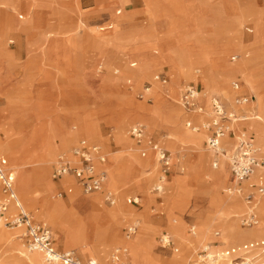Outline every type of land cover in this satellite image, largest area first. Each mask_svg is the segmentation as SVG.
<instances>
[{"label":"rangeland","instance_id":"rangeland-1","mask_svg":"<svg viewBox=\"0 0 264 264\" xmlns=\"http://www.w3.org/2000/svg\"><path fill=\"white\" fill-rule=\"evenodd\" d=\"M20 2L24 3L26 0ZM59 2L54 8L42 11L44 17L38 30L32 27L36 13L33 9L27 8V12L7 5V13L0 22V114L7 111L0 118V152L2 153V144L9 143L17 156V160H8L16 173V191L25 209L37 223L46 225L51 230L58 251L72 252L83 264L90 262L87 250L80 247L84 245V235L77 236L78 246L75 248L74 242L69 240L72 235L69 222L60 228L49 218H40L42 207L32 206L23 199L21 191L19 168L23 164L31 168L38 165V161H32L37 156L33 157L28 153L39 154L44 139L49 137L51 123L65 122L66 132L80 137L71 148H66L60 137H53L54 154L45 164L47 182L52 184L49 201L67 202L70 195L77 193L79 200L73 207L71 204L69 206L78 218L86 220L92 212L89 207L90 197L100 194L102 209L107 214L113 212L120 202L128 214L124 219L121 217L123 220L117 225V244L100 264H113L114 252L117 249H128L127 244L135 242L139 237L141 244L138 250L133 254L130 251L125 253L124 264H196L198 251L206 245L213 254L224 253L228 262L221 264H229L241 255L242 247L251 242L236 244L229 238L223 239L224 229L235 223L239 233L259 230L262 227L259 208V224L254 228H244L240 223V217L246 210L243 198L244 208L237 209L231 204L229 212L234 213L230 215L220 205H212L211 196L206 192H215L211 188L215 185V175L223 165L219 160V167L214 168L216 159L207 149V133L202 129L193 132L187 127L188 122L201 127L210 120L211 101L209 110L199 103L200 108L203 107L201 113L186 112L179 103L189 84L199 86L202 91L199 94L201 99L209 101L212 94H218L214 98L221 99L227 112L231 113L243 106L236 104L237 95L249 94L255 97V101L256 96L264 93V59L255 70L256 91L248 86L241 75L224 77L227 67L241 64L245 57L246 60L253 59L252 47H255L254 51L257 53L263 52L264 58V32L258 35L260 39H255L257 25L261 28L264 25V0ZM137 5L140 6L136 7ZM190 5H197L199 12L190 13ZM20 15L24 18L20 19ZM232 16L239 17V20L231 19ZM229 35L232 37L225 38ZM239 38L245 42L243 51H237L233 47L228 53L225 52L226 62L223 60L224 53L218 59L216 53L224 51L227 43H238ZM114 42H120L115 44L121 46L120 53L115 46H109V43ZM200 42L203 45H199ZM192 44L199 46L188 49ZM185 47L187 49L184 54L196 53L195 56L198 55L203 63L204 54L210 53L215 65L201 64L197 68L202 72L193 70L187 76V70H183L185 66L179 64L182 68L176 67V70L183 76L179 77L176 90L173 87L176 70L171 65H163L145 78L152 62H165L163 57L173 61L177 58V50ZM242 52L247 55H240ZM235 56H239V59L232 61ZM134 62H137V66L132 67ZM188 64L189 62L186 67ZM157 74L168 76V84L164 86L155 82ZM210 76L218 81L217 88L212 87ZM236 81L241 85L238 92L232 87ZM155 85L164 92L159 97L155 94ZM148 89L150 91L146 93L145 90ZM86 92L95 95L85 94ZM67 109H74V116H70ZM236 115L251 117L253 112L243 108ZM256 115L238 124L249 128L257 145L264 152V144L253 134L261 125ZM84 119L91 129H95V137L91 139L85 136ZM136 125H143L146 130L142 144H137L129 135L130 129ZM199 134L204 136L202 147L192 139ZM82 138L101 145L108 156L110 180L105 192L115 195L114 204L107 201L105 192L87 194L76 185L65 184L64 179L60 185L52 181L59 152L71 155L72 149ZM227 140L231 142L229 138ZM151 142L160 144L173 158L171 174L163 183L159 182L160 165L150 148ZM142 152L147 153L146 157L142 156ZM201 154L208 156L205 164L199 159ZM136 158L138 161L134 160ZM226 162L227 158L223 164L229 173V164ZM116 163H119L123 172L121 182H117ZM141 180L144 190L135 188L136 182ZM65 186L73 188V192L64 198L56 197ZM233 186L230 179L225 189L221 190V201L231 199L229 191ZM156 187H161L162 192L158 193ZM130 199H138L139 205L131 204ZM263 201L264 196L258 207ZM236 214L239 216L235 217ZM103 221L107 227L108 217L103 216ZM132 225L137 226V232L127 238L126 230ZM106 230L103 228V232ZM0 231L19 232L2 226ZM15 234L18 249L0 241V264H22L26 253H32L29 251L28 241L21 238L22 232ZM94 236L91 237L93 243ZM163 236L172 238L179 248L178 253L162 247ZM262 240L264 236L254 241ZM98 243L104 244L103 238ZM42 262L46 264L43 255Z\"/></svg>","mask_w":264,"mask_h":264},{"label":"built area","instance_id":"built-area-1","mask_svg":"<svg viewBox=\"0 0 264 264\" xmlns=\"http://www.w3.org/2000/svg\"><path fill=\"white\" fill-rule=\"evenodd\" d=\"M238 59L239 56H235L232 61ZM154 81L165 86L169 82V77L164 74H157ZM240 86L238 81L232 85L233 90L236 92L240 90ZM201 92L198 85H187L181 96L180 106L186 112L201 113L202 109L198 103ZM253 99L252 96L239 95L235 98V102L239 105H248ZM241 119L234 112H227L224 102L216 98L212 102L210 120L201 127H196L192 122H188L187 127L195 132L201 129L204 130L207 133V149L217 156L224 153L221 152L223 139L226 137L235 139V149L228 162L234 183L229 193L243 198L246 204V211L240 217L241 226L254 228L259 224L257 207L260 199L264 196V181L260 178L259 182L255 183L253 179L258 171H264V152L245 132L238 134L235 132L232 123ZM129 135L137 144H142L146 130L143 125H136L130 129ZM149 145L160 165L159 182L163 183L171 174V154L158 143L151 142ZM146 155V152H142L143 157H146ZM72 158L63 153L56 158L53 180L59 182L64 177L70 176L76 180L78 187L87 194L103 191L109 177L106 168L108 156L103 147L91 143L87 139H81L72 150ZM219 163V160H215L214 168H218ZM162 190L161 187H156L158 193H161ZM72 192L73 188L66 187L56 197L64 198ZM105 193L107 201L114 204L115 195L111 192ZM129 202L139 205L138 199H130ZM0 226L22 230V238L28 241L29 249L43 254L50 264H83L72 252L58 251L51 230L46 225L37 223L34 217L25 209L16 191L15 172L12 170L8 158L1 152ZM136 232L137 226L132 225L127 228L126 237L131 238ZM192 232L195 233L194 228H192ZM216 235L218 236L219 233ZM161 242L164 249H173L175 253L179 252V248L176 247L171 237L163 236ZM124 254V250L117 249L113 254L112 263L124 264ZM262 254H264V241L248 244L243 247L242 256L232 260L229 264H264V260L261 258ZM224 262H228L227 258L223 255L213 254L209 246H204L197 253L196 264H221ZM88 264L98 263L89 262Z\"/></svg>","mask_w":264,"mask_h":264},{"label":"bare ground","instance_id":"bare-ground-1","mask_svg":"<svg viewBox=\"0 0 264 264\" xmlns=\"http://www.w3.org/2000/svg\"><path fill=\"white\" fill-rule=\"evenodd\" d=\"M59 1H61V0H26V2L22 3V2H20V0H0V22L4 17L3 15L5 13H7V11H6L7 5H9L10 7L16 8V10L17 9L18 10H26L27 12H28V9H33V11L36 13H35V17H34V23H32L33 24L32 27L35 28V30H38L41 26V23H42L43 17H44L42 11H44L45 9H48V8H54L55 4L60 3ZM43 2H45L47 4V6L44 8L38 7V5L43 4ZM49 2H51V3H49ZM51 4H53V6ZM192 8H193V12H191ZM188 9H189L190 13L195 14L198 11V6L197 5H190ZM246 23H248V22H246ZM260 28L261 27H259L257 25L258 32H257V35L255 37L256 40L260 39L259 38L260 33L264 32V25H262L261 29ZM0 29H1V25H0ZM199 45H203V43L200 42ZM199 45L192 44V45H190V47H188V49L193 48V47H197ZM233 47H236L237 51L241 52L245 48V42L242 41V38H239L238 43H235V44L227 43V44H225L224 45V51L216 53L218 59L221 58V55H223V53H224L223 60H224V62H226L227 58H226L225 52L229 51ZM185 49H187V47L178 49L177 50L178 55L176 54L177 58H174L173 61H171L170 58L163 57L165 59V62H168V64L171 65V67L176 70V66H174V64H176L178 62L182 63L184 61H187V58H188V62H189L188 67L183 68V70H185V69L187 70V71H185V74L187 76L190 75V73L193 70H197V72H202L201 70H199L197 68L201 64L203 66L204 65L209 66V64H211L212 66L215 65V60H213L209 56L210 53L204 54V58H205L204 59L205 64H204L198 58V55L195 56L196 53L195 54L192 53L191 55L184 54ZM251 49H252L253 55H254L253 59L246 60V57H245V59H243L241 64H239L237 66L229 67V68L227 67V70L223 69V71L225 70V73H224L225 78H226V76H235V77H238V75L243 76V78L246 80L248 86L253 91H256L257 88H256V83H255V79H256L255 70L258 67L259 63L264 58H263V54H262L263 52L257 53V51H254L255 47H252ZM240 55L245 56V55H247V53L242 52V54H240ZM202 57H203V55H202ZM173 62H174V64H173ZM160 63H161L160 61L155 62V63L152 62L149 65V71L150 72L147 75H145L146 79L152 73L151 70H152L153 66H155L156 64H160ZM133 66H136V65L134 64ZM262 71H264V70H262ZM175 73H176V76L173 78L174 79L173 87H175L174 89L176 90L177 89V82L179 81V77L183 76V74H181L177 70ZM154 87H155V94L157 97L161 96L164 93L158 85H155ZM149 91H150L149 89L145 90L146 93ZM261 97H262V95L259 94V96H258V101H259L258 110H259V112L257 113L256 118L261 123L262 126L260 125V127L258 129H256L254 133L257 135L259 141H261L264 144V101H262ZM214 99H216V98H214ZM214 99H212V102ZM248 105H243V106H248ZM4 112L6 113L7 111L4 110L0 114V118H2L4 116V114H3ZM98 114H100V113H98ZM247 119H245V120H247ZM0 125H2V124H0ZM83 128L85 129V136H87L90 139L95 137L94 136L95 135L94 134L95 129L94 130L91 129L87 125L85 119H84V127ZM50 130L51 131L49 132V137L47 139L49 141L50 151L47 155V158L44 160L38 161V165L36 166V168L27 167L26 164H23L19 168L20 178H21L20 185H21V191L23 194V199L29 201L32 204V206L40 205L43 209V213L39 217L42 218L44 216L46 218H49L50 221L56 225V227L62 228V226L65 223L69 222V224L71 225V228H72V230H71L72 235L69 236V240L71 242H74L73 245L76 248L78 246L77 236L79 234L84 235V237H85L84 245L83 246L81 245L80 247H82V249L87 250V253L90 256V262H96V263L100 264L103 260L107 259L112 247L115 244H117V241L119 239L118 234H117V225L124 219V216H127L128 214L125 213V209H124L125 206L123 205L122 202H120L119 205L114 208L113 212L107 214L106 211H104V209H102L103 207L101 205L100 194L93 195L90 197L91 201H90L89 207H90L92 212L90 213V216L86 220L78 218L76 216L75 212L73 211V208H71L69 206V204H71L73 207L74 206L73 204L79 200V198H78L79 196L77 195V193L75 194V192H74L72 195H70L67 202L59 200L55 203H52L49 201L48 195L50 193H52L51 192L52 184L50 182H47V170H45L46 169L45 164L50 161L51 157L54 154V150H55L54 144L55 143L53 141V137H55V136L60 137L63 145L66 148H71L73 146V144L78 141V139L80 137L78 134L66 132L65 122L59 123L58 121H54L50 125ZM192 139H193V142H195L198 146H201V147L203 146V140H204L203 134H199L197 136H194ZM227 139L228 138L223 139V142H222L221 152H224V153H221L219 156H217L210 151V153L213 155V157H215L216 160H220V162L222 163L223 166H222L221 170L219 171V173L217 175H215V185L211 188V189H214L215 192L214 193H210V192L207 193L206 192V194H209V196H211L213 206L220 205L221 209L225 213L228 212V214L230 215V214L234 213V212L233 213L229 212V209H231V204L233 205L234 208H237V209H243L245 204L241 200V197H239L238 195L232 196V197H230L231 198L230 200L228 199L226 201H221V198H220L221 197L220 196L221 190L225 189V187L229 183V173H227L223 163H225V158H227L226 163H228L230 161V156L233 154L234 149H235V148H233L235 145L232 147L228 146L229 141ZM2 153L10 160H13V159L17 160V156L13 153L12 145L9 143H7V144L3 143L2 144ZM69 158L73 159L72 158V152H71V155H69ZM199 159L202 162V164H205L208 161V156L206 154H201L199 156ZM172 160H173V158H172ZM107 163H106V168H107L108 173H109V168L107 166L108 165ZM115 173H116V177H117V182H121L123 172L121 171L119 163H116ZM15 175H16V173H15ZM230 175H231V172H230ZM63 179H64L65 184L75 185V181L73 178L66 177ZM231 179H232V176H231ZM109 180H110V177H108L107 183L105 184L103 191L98 192V193L103 194V192H105V189L107 188V186L109 184ZM232 182H233V180H232ZM134 184H135V182H134ZM136 184H135L136 185L135 188H140V189L144 190L142 180L136 182ZM123 193H125V192H123ZM230 195H234V194L230 193ZM233 197H235V198L232 199ZM258 208H259V210H258ZM257 210L259 211V216L261 218L260 221L262 223V227L259 230L253 231L250 233H239V228L235 225V223L234 224L232 223V224H229V226L224 229L225 236L223 237V239L229 238L230 240H232L236 244H240V243L252 242L256 239L263 237L264 236V201L261 203L260 207H257ZM103 216L108 217V219H109V221H108L109 224L107 225V227L104 225ZM238 216L239 215H237V214L235 215V217H238ZM121 217H123V219ZM136 223H138V222H136ZM103 228H106L107 230L105 232H103ZM172 229H173V227H172ZM13 230H15V229H13ZM16 230H18L20 233L22 232V230H20V229H16ZM99 230H100V232H99ZM19 232H15V233H19ZM173 232L174 231H172V233ZM15 233L0 231V241L5 242L7 245H9L11 247H15L18 249L19 244L17 242H15V239H17V236H16L17 234H15ZM174 233L177 234L176 232H174ZM92 235H95L94 240H93L94 243L91 242ZM102 238L104 240V244L98 243L99 240ZM140 244H141V237L137 238V240H135V242H133V243L132 242L128 243L127 244L128 249L124 250L125 253L128 254V252L130 251L133 254L134 252H136L138 250ZM67 246H69V245H67ZM87 246H90V247L87 248ZM206 247H207V245H206ZM238 248H239V246H238ZM29 251H31L32 253H29V252L26 253V255H25L26 258L23 259V261H21L22 264H43V262H42V255L43 254H41L40 252H37V251H33L31 249H29ZM29 254H31V255H29ZM141 254H142V252H141ZM262 255H264V254H262ZM43 257H44V255H43ZM44 261L46 264H50V263H47L45 257H44Z\"/></svg>","mask_w":264,"mask_h":264},{"label":"crops","instance_id":"crops-1","mask_svg":"<svg viewBox=\"0 0 264 264\" xmlns=\"http://www.w3.org/2000/svg\"><path fill=\"white\" fill-rule=\"evenodd\" d=\"M21 1H24V0H21ZM137 1H140V0H134V2H137ZM41 3V2H40ZM131 3H132V0H131ZM139 4V3H138ZM47 6V4L45 3V2H43V4H39L38 5V7H41V8H44V7H46ZM138 6H140V5H137L136 7H138ZM37 7V8H38ZM19 18L20 19H23L24 17H23V15H20L19 16ZM233 18H236L237 20H239V17H237V16H232L231 17V19H233ZM225 20H227V18H225ZM224 36V35H223ZM232 36L231 35H229V36H227V37H225V38H231ZM120 44V42H114V43H109V46L110 47H113V46H115L116 47V49H117V52L118 53H120V48L119 47H121V46H116L115 44ZM121 44H123V43H121ZM123 46H124V44H123ZM215 46H218V45H216L215 44ZM118 47V48H117ZM133 55H135V52H133L132 53ZM127 56V55H126ZM136 56V55H135ZM187 62H188V58H187V61H184V62H182V63H180V62H178V63H176L174 66H176L177 68H182L179 64H183L185 67H186V64H187ZM136 65L137 66V62H134V63H132L131 65L133 66V65ZM163 65H169L168 64V62H162V63H160V64H156L155 66H153V68H152V70H151V72H153V71H155V70H157V69H159L160 67H162ZM210 80H211V84H212V87H214V88H217V86H218V81L216 80V79H214L213 77H211L210 76ZM181 86V85H180ZM180 86L178 87V93H179V88H180ZM244 87V86H243ZM82 94L84 93V91H80ZM85 94H90V93H85ZM90 95H95V94H90ZM219 96L218 94H212V97H211V100H209L208 101V99H201V97H199V102L198 103H201L202 105H204L205 106V108L206 109H210V101H211V107H212V99H214V96ZM239 95H248V96H252V95H249V94H239ZM239 95H237V96H239ZM236 96V97H237ZM93 97H95V96H93ZM235 97V98H236ZM254 99H255V97L254 96H252ZM217 98V97H216ZM92 98H90V100H91ZM219 99V98H218ZM254 99H253V101L248 105V106H242V107H240L238 110H233V111H235L234 113L236 114V112L238 113V112H240V111H242L243 110V108H245L246 110H249L250 112H253V116H251V117H246V116H244V115H241V116H239V115H237L238 117H240V118H242L240 121H238V122H235V123H233L232 125H233V129L235 130V132L238 134V133H241V132H245L248 136H249V138L257 145V143H256V139L254 140V138H253V135L251 134V132L249 131V128H247V127H245V126H243V127H241V126H239V124L238 123H241V122H245V121H247V120H245V119H247V118H252V117H255V115L259 112V110H258V103H259V101H258V97L256 96V100L254 101ZM261 99H262V101H264V93L262 94V97H261ZM94 100H95V98H94ZM221 100V99H220ZM158 105V104H157ZM157 105H156V107H157ZM58 107V106H57ZM199 107H200V104H199ZM60 109V108H59ZM61 110V109H60ZM74 109H67V111L69 112V115L70 116H74V111H73ZM202 111H203V107H202ZM232 111V112H233ZM73 114V115H72ZM62 117H63V114H62ZM252 131V130H251ZM253 132V131H252ZM253 134L255 135V133L253 132ZM229 138V140L231 141V142H229L228 143V146H230V147H232V146H234L235 145V139L233 138V137H228ZM2 141V140H1ZM258 146V145H257ZM233 148H235V146L233 147ZM73 150V149H72ZM49 151H50V145H49V141L48 140H46V139H44V142H43V144L40 146V152H39V154L37 153H35V152H32V153H28V155H30V156H37V157H34L33 158V160L32 161H41V160H44V159H46L47 158V155H48V153H49ZM35 153V154H34ZM60 154H62V152L60 153L59 152V155ZM4 155V154H3ZM134 160H136V161H138L137 160V158L136 159H134ZM229 172V180L231 179V175H230V171H228ZM110 175V174H109ZM66 177H70V176H66ZM66 177H64V178H66ZM71 178H73V177H71ZM260 178H262L263 179V181H264V171H258L257 172V174H256V176L254 177V179H253V182H255V183H258L259 182V180H260ZM74 179V178H73ZM62 180V179H61ZM61 180L59 181V182H56V181H54L53 180V178H52V181H54L57 185H60V183H61ZM75 181V185L76 186H78L77 184H76V180H74ZM233 183V182H232ZM66 187H69V186H65V187H63V188H66ZM231 197L232 196H234V195H230ZM258 212V211H257ZM257 216H258V213H257ZM205 217H207V215L205 216ZM258 220H259V218H258ZM262 241H264V240H262ZM255 242H259V241H254V242H251V243H248V244H252V243H255ZM248 244H246V245H248ZM245 246V245H244ZM243 246V247H244ZM243 247H242V250H243ZM67 252V251H66ZM224 253H219V255H223ZM241 255L240 256H238L237 258H239V257H241L242 256V251H241V253H240ZM263 257H264V255H262V259H263ZM236 259V258H235ZM264 260V259H263Z\"/></svg>","mask_w":264,"mask_h":264}]
</instances>
